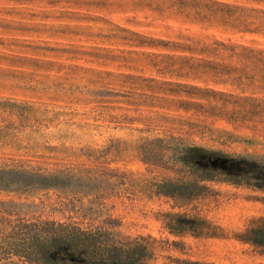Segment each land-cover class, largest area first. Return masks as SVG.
Instances as JSON below:
<instances>
[{"label":"rangeland","instance_id":"374dc122","mask_svg":"<svg viewBox=\"0 0 264 264\" xmlns=\"http://www.w3.org/2000/svg\"><path fill=\"white\" fill-rule=\"evenodd\" d=\"M241 53L264 0H0V264H264Z\"/></svg>","mask_w":264,"mask_h":264},{"label":"trees","instance_id":"16d2710c","mask_svg":"<svg viewBox=\"0 0 264 264\" xmlns=\"http://www.w3.org/2000/svg\"><path fill=\"white\" fill-rule=\"evenodd\" d=\"M219 44H221V43H219ZM238 56L243 57V58H251V59H254V61H256V62L264 63V58H258L253 53H241V54H238ZM220 66H222L221 63H217L216 64L215 70L217 72H220V70H219V67ZM245 77L250 78V79H259L261 81H264V68L263 69H260L258 71H256L255 69H253V70H251V75H248V76H245Z\"/></svg>","mask_w":264,"mask_h":264}]
</instances>
